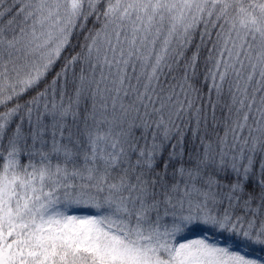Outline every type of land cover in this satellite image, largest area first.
<instances>
[{"label": "snow or ice", "instance_id": "1", "mask_svg": "<svg viewBox=\"0 0 264 264\" xmlns=\"http://www.w3.org/2000/svg\"><path fill=\"white\" fill-rule=\"evenodd\" d=\"M0 264H264V0H0Z\"/></svg>", "mask_w": 264, "mask_h": 264}]
</instances>
